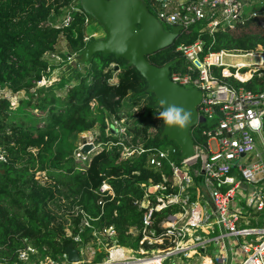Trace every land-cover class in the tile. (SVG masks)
<instances>
[{
    "label": "built area",
    "instance_id": "1",
    "mask_svg": "<svg viewBox=\"0 0 264 264\" xmlns=\"http://www.w3.org/2000/svg\"><path fill=\"white\" fill-rule=\"evenodd\" d=\"M145 1L166 28H180L178 38L198 28L196 40L177 45L185 63L170 71V78L202 91L199 113L206 121L198 125H203L199 135L206 141L194 139V156L181 159L174 145L146 147L140 139L131 142L128 117H112L105 136L111 133L119 139H103L102 131H96L80 140L72 157L79 170L86 171L95 155L114 145L121 147V161L146 154L161 177L141 183L143 195L134 199L142 209L141 225L129 227L127 234L133 237L128 243L139 239L138 248L120 244L114 224L96 225L100 216L93 217L78 201L62 197L56 211L64 222V236L76 243L79 260L69 261L67 252L52 257L27 241L13 262L0 258V264H179V260L180 264H264V90L244 85L264 75V48L215 51L204 38L235 31L250 20L264 25L260 18L264 14L260 8L250 10L251 0ZM74 10L80 9L74 6L59 23L47 20L45 25H68ZM47 55L62 58L54 52ZM76 56L69 55V62ZM223 56L254 60L227 64ZM247 73V78L241 76ZM6 91L0 96L7 97ZM149 131V137L154 136L155 129ZM87 145L91 148L84 152ZM5 160L0 146V161ZM96 193L103 213L115 191L104 181ZM168 209L172 211L161 214ZM100 255L101 260H94Z\"/></svg>",
    "mask_w": 264,
    "mask_h": 264
},
{
    "label": "trees",
    "instance_id": "2",
    "mask_svg": "<svg viewBox=\"0 0 264 264\" xmlns=\"http://www.w3.org/2000/svg\"><path fill=\"white\" fill-rule=\"evenodd\" d=\"M74 6L81 11L72 12L68 25H45L47 20L60 21ZM92 19L83 11L80 0H0V90L8 89L14 94L24 91L26 96L16 108H12L8 98L0 96V146L6 156L5 161H0V258L8 262L16 259L17 250L27 241L52 257L76 246L64 236V222L56 211L62 197L73 198L93 217L100 216L96 225L114 224L119 243L125 245L133 239L127 234L129 227L141 225L142 209L134 203L135 198L143 195L140 184L150 177L155 181L161 177L148 164L146 154L121 161L120 146L107 147L95 155L86 171L77 169L72 157L75 137L99 124L102 138L107 139L105 129L112 117H128L131 142L140 139L146 147L164 145L160 135L165 123L156 115L163 109L155 106L154 94L146 91V79L136 68L128 67L124 58L98 52L86 63H68L79 82L64 97L57 95L53 85L32 91L49 74L48 69L56 68L45 59L47 53L58 52L68 61L69 55L79 54L95 39L87 33ZM254 23L250 20L239 31H220L214 37L205 34L204 38L215 51L264 47V26L256 22L248 30ZM197 29L189 36L181 35L171 46L147 55V59L162 66L179 58L171 71L180 68L184 58L176 47L180 42L196 40ZM85 37L90 39L85 41ZM61 41L66 43V53L59 51ZM116 66L118 80L112 82ZM241 76L247 78L250 73ZM56 83L64 86L65 79ZM244 85L255 91L264 90V75ZM143 99L145 105H140L141 111L131 119L125 102L135 104ZM30 109L43 114L37 116ZM202 126L191 130L196 143L206 141L199 135ZM150 129H155L154 136L149 137ZM111 139L119 138L112 135ZM170 142L179 149L175 142ZM40 171L45 172L46 181L36 178ZM104 181L113 186L115 198L105 204L101 213L96 191ZM138 240L134 243L138 244Z\"/></svg>",
    "mask_w": 264,
    "mask_h": 264
},
{
    "label": "water",
    "instance_id": "3",
    "mask_svg": "<svg viewBox=\"0 0 264 264\" xmlns=\"http://www.w3.org/2000/svg\"><path fill=\"white\" fill-rule=\"evenodd\" d=\"M80 4L83 11L102 26L105 36L90 42L72 64L86 63L98 52L124 58L128 67L136 68L146 79V91L154 94L156 107L163 109L166 105H176L191 112V122L184 128L165 124L160 136L178 145L181 159L193 157L195 144L191 130L206 121L199 113L202 91L197 87L180 85L170 78L171 67L179 58L158 66L146 57L171 46L180 35V28L167 29L145 0H80ZM161 101L166 105L162 106ZM112 132L117 133V130L112 127ZM90 148L87 145L83 151ZM66 252L69 261L79 260L77 248L67 247Z\"/></svg>",
    "mask_w": 264,
    "mask_h": 264
},
{
    "label": "rangeland",
    "instance_id": "4",
    "mask_svg": "<svg viewBox=\"0 0 264 264\" xmlns=\"http://www.w3.org/2000/svg\"><path fill=\"white\" fill-rule=\"evenodd\" d=\"M256 8H260L262 10L263 14H264V0H251L250 1V10L251 11L252 10H256ZM260 18H261V20L264 21V15H263V17H262V15H260ZM57 19H59V18H57ZM59 22L60 21H58V23ZM256 22L257 21H255L254 24H252L250 27H248V30L251 27H253L254 25H256L257 23L260 24L259 22H257V23ZM261 26H264V25H261ZM240 29H237V30L239 31ZM87 33H88V35L90 37H94V38H100V37H104L105 36V32H104L102 26L99 25V23L95 19H92L90 21L89 28L87 29ZM258 47H263V46L262 45H259ZM59 48H60L59 51H62L64 53L67 52V48H66L65 41H61V43L59 45ZM47 56H49V55L46 54L45 55V58H47ZM238 58L239 59H243V61L254 60V58H250V57H248V58H241V57H225V56H223V61L225 63H227V64H233V63H236L237 61H239ZM65 60L66 59L64 57H62V58H58L57 57L56 59H54V58H51L49 56V59H48L49 64H51V67H53L55 65L56 68L53 69L54 68L53 67L52 69L51 68L48 69L49 70V74L44 77L45 79H43V81L41 83L43 85H41L40 87H38L37 86L38 84H37L35 87H33L32 91L33 92H36L37 89H39V88H44V87L47 88V87L53 85L54 88H55V91H56L57 95L60 96V97H64L65 94H66V92H67V90L71 86H74V85H76L79 82V80H77L76 78L73 77L74 76L73 73L68 69V63H71V62H69V60L68 61H65ZM184 63H185V61H184ZM82 64H81V70H84V65H82ZM117 72H118V69H116V71L114 73V77L111 79L112 82H116L118 80V78H117ZM61 78L62 79L63 78L65 79L64 86H59L58 83H56V82H59V79H61ZM5 90H7V91H6V94H4V95L7 96L8 99L11 101L12 108H16L18 106L19 100L25 96V92L24 91H21L19 93H15L14 94V93L10 92V90H8V89H5ZM1 94H3L2 91H0V95ZM34 95H36V94L34 93ZM125 104L127 105L128 108H130L129 111L131 113V119L134 116L136 117L137 113H139L141 111V109H142L140 107L139 103L133 104L131 101H127V102H125ZM143 106H144V102H143ZM30 111L33 114L37 115V116L43 114L39 110H34V109L32 110V109H30ZM40 125H43V123H41ZM96 131L97 132H101V129H100L99 124H96L93 128L89 129L88 131H84L82 133H79L75 137V139H74V145L75 146L78 145V143L80 142L81 139L85 140V139L90 138V136L94 132H96ZM110 131H112V127H111V130ZM111 136L112 135L110 133V135L107 136V137H111ZM169 145H172L171 142L170 141H167L166 139H164V145L163 146H169ZM78 167L79 166H76V168H78ZM37 177L39 179H41V180L46 181V177H45V172L44 171L43 172L42 171L37 172L36 173V178ZM50 206L54 208V206L52 204ZM125 245L126 246H129V247H132L133 249H137L138 248V245L136 243L129 242V243H125ZM102 258H103V256L100 255L97 258H94V260H101ZM165 263H167V261ZM179 264H180V260H179Z\"/></svg>",
    "mask_w": 264,
    "mask_h": 264
},
{
    "label": "clouds",
    "instance_id": "5",
    "mask_svg": "<svg viewBox=\"0 0 264 264\" xmlns=\"http://www.w3.org/2000/svg\"><path fill=\"white\" fill-rule=\"evenodd\" d=\"M161 104L164 106L166 102L161 101ZM156 115L158 119L163 120L166 125L179 128H184L192 119L190 111L176 105H166L163 107V110Z\"/></svg>",
    "mask_w": 264,
    "mask_h": 264
},
{
    "label": "crops",
    "instance_id": "6",
    "mask_svg": "<svg viewBox=\"0 0 264 264\" xmlns=\"http://www.w3.org/2000/svg\"><path fill=\"white\" fill-rule=\"evenodd\" d=\"M141 198V197H140ZM135 199H137V198H135ZM66 252V251H65Z\"/></svg>",
    "mask_w": 264,
    "mask_h": 264
},
{
    "label": "bare ground",
    "instance_id": "7",
    "mask_svg": "<svg viewBox=\"0 0 264 264\" xmlns=\"http://www.w3.org/2000/svg\"><path fill=\"white\" fill-rule=\"evenodd\" d=\"M239 59V58H238Z\"/></svg>",
    "mask_w": 264,
    "mask_h": 264
},
{
    "label": "flooded vegetation",
    "instance_id": "8",
    "mask_svg": "<svg viewBox=\"0 0 264 264\" xmlns=\"http://www.w3.org/2000/svg\"><path fill=\"white\" fill-rule=\"evenodd\" d=\"M168 29V28H167Z\"/></svg>",
    "mask_w": 264,
    "mask_h": 264
}]
</instances>
